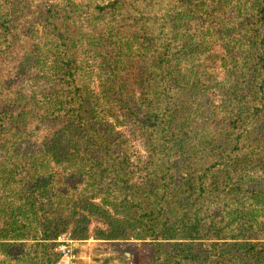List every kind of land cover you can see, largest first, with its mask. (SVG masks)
<instances>
[{
    "label": "trees",
    "instance_id": "obj_1",
    "mask_svg": "<svg viewBox=\"0 0 264 264\" xmlns=\"http://www.w3.org/2000/svg\"><path fill=\"white\" fill-rule=\"evenodd\" d=\"M93 220L137 264H264V0H0V264Z\"/></svg>",
    "mask_w": 264,
    "mask_h": 264
},
{
    "label": "rangeland",
    "instance_id": "obj_2",
    "mask_svg": "<svg viewBox=\"0 0 264 264\" xmlns=\"http://www.w3.org/2000/svg\"><path fill=\"white\" fill-rule=\"evenodd\" d=\"M97 227L106 228L105 225L93 220L88 229L90 237L85 241H75L68 233L60 235H66L71 240L69 259L60 257V261H62L60 264H137L135 258L139 249L138 241L133 239L115 241L94 239L93 230Z\"/></svg>",
    "mask_w": 264,
    "mask_h": 264
},
{
    "label": "built area",
    "instance_id": "obj_3",
    "mask_svg": "<svg viewBox=\"0 0 264 264\" xmlns=\"http://www.w3.org/2000/svg\"><path fill=\"white\" fill-rule=\"evenodd\" d=\"M71 240L66 236L58 237L55 246L53 247V251L60 257H64L69 259L71 254V246H69Z\"/></svg>",
    "mask_w": 264,
    "mask_h": 264
},
{
    "label": "crops",
    "instance_id": "obj_4",
    "mask_svg": "<svg viewBox=\"0 0 264 264\" xmlns=\"http://www.w3.org/2000/svg\"><path fill=\"white\" fill-rule=\"evenodd\" d=\"M72 258H73V255H72ZM60 263H62V261L59 260V263L58 264H60Z\"/></svg>",
    "mask_w": 264,
    "mask_h": 264
}]
</instances>
